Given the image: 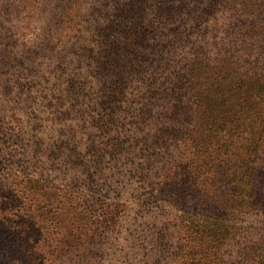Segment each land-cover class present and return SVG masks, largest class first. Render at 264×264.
Wrapping results in <instances>:
<instances>
[{
    "label": "trees",
    "instance_id": "obj_1",
    "mask_svg": "<svg viewBox=\"0 0 264 264\" xmlns=\"http://www.w3.org/2000/svg\"><path fill=\"white\" fill-rule=\"evenodd\" d=\"M45 2L57 3L53 49L63 41L69 56L56 90L80 104L88 91L131 97L135 118L163 126L146 137L164 152L127 173L138 194L121 264H264V0L33 3ZM25 37L1 45L0 63L16 61ZM80 122L64 152L24 171L19 197L0 195V264H96L94 240L120 227L119 204L83 201L95 175Z\"/></svg>",
    "mask_w": 264,
    "mask_h": 264
},
{
    "label": "rangeland",
    "instance_id": "obj_2",
    "mask_svg": "<svg viewBox=\"0 0 264 264\" xmlns=\"http://www.w3.org/2000/svg\"><path fill=\"white\" fill-rule=\"evenodd\" d=\"M20 1L0 0V47L26 35L20 54L15 56L16 61L11 58L0 63V195L19 197V182L24 171H33L40 159L50 160L55 147L64 152L71 120L81 121L76 134L83 143L80 149L85 156L82 165L86 166V172L95 175L94 187L84 190L83 201L92 202V205L108 203L112 207L119 204L124 216L113 233L94 240V261L96 264H121L128 259L123 247L127 231L132 228L128 225L132 215L130 203L138 194L134 190L136 179H129L127 173L132 166H143L149 159L146 136H152L155 128L151 125L163 127L161 120L158 118L154 122L147 115L135 118L131 113L135 106L131 97L107 101L104 96L88 91L85 104H80L65 92L61 93L60 90L67 87L62 83L65 80L62 69L69 56L63 41L53 49V41L49 38L51 32L56 33L55 23L59 19L51 14L50 4L57 3L45 2L42 10L37 11L34 0H26L25 6ZM31 17L35 23L29 27ZM70 59H76L71 66L75 69L80 60L78 57ZM55 85H59L60 90H56ZM117 142L116 147L113 144ZM101 152L110 157L90 168L87 159ZM163 152L164 149L155 148L150 154ZM183 156L188 158L190 150H185Z\"/></svg>",
    "mask_w": 264,
    "mask_h": 264
}]
</instances>
